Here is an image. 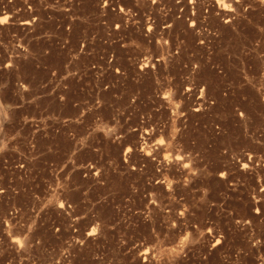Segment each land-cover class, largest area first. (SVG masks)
I'll use <instances>...</instances> for the list:
<instances>
[{
    "label": "rangeland",
    "instance_id": "obj_1",
    "mask_svg": "<svg viewBox=\"0 0 264 264\" xmlns=\"http://www.w3.org/2000/svg\"><path fill=\"white\" fill-rule=\"evenodd\" d=\"M221 3L0 0V264H264V0Z\"/></svg>",
    "mask_w": 264,
    "mask_h": 264
},
{
    "label": "bare ground",
    "instance_id": "obj_2",
    "mask_svg": "<svg viewBox=\"0 0 264 264\" xmlns=\"http://www.w3.org/2000/svg\"><path fill=\"white\" fill-rule=\"evenodd\" d=\"M218 1V4H220L221 2H223V0H217ZM225 3V2H224ZM223 3V4H224ZM222 4V3H221ZM223 4L221 5V6H223ZM224 8V7H223ZM161 146V145H160ZM180 158V157H179ZM184 158V157H183ZM177 159V158H176ZM182 160V159H181ZM180 161V160H179ZM181 162V161H180ZM182 163H184L183 161H182ZM186 164V163H185ZM184 168V167H183Z\"/></svg>",
    "mask_w": 264,
    "mask_h": 264
},
{
    "label": "snow or ice",
    "instance_id": "obj_3",
    "mask_svg": "<svg viewBox=\"0 0 264 264\" xmlns=\"http://www.w3.org/2000/svg\"><path fill=\"white\" fill-rule=\"evenodd\" d=\"M225 7H227V5H224Z\"/></svg>",
    "mask_w": 264,
    "mask_h": 264
}]
</instances>
